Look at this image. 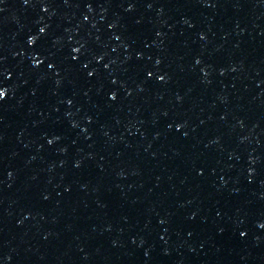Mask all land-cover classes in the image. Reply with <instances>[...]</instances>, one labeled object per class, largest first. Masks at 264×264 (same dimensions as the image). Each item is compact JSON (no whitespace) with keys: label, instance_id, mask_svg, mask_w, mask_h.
I'll use <instances>...</instances> for the list:
<instances>
[{"label":"water","instance_id":"95a60500","mask_svg":"<svg viewBox=\"0 0 264 264\" xmlns=\"http://www.w3.org/2000/svg\"><path fill=\"white\" fill-rule=\"evenodd\" d=\"M0 94V264H264V0H0Z\"/></svg>","mask_w":264,"mask_h":264},{"label":"clouds","instance_id":"9594fccd","mask_svg":"<svg viewBox=\"0 0 264 264\" xmlns=\"http://www.w3.org/2000/svg\"><path fill=\"white\" fill-rule=\"evenodd\" d=\"M0 97H3V95H2V96H0Z\"/></svg>","mask_w":264,"mask_h":264},{"label":"snow or ice","instance_id":"6c2138e0","mask_svg":"<svg viewBox=\"0 0 264 264\" xmlns=\"http://www.w3.org/2000/svg\"><path fill=\"white\" fill-rule=\"evenodd\" d=\"M0 95H2V94H0Z\"/></svg>","mask_w":264,"mask_h":264}]
</instances>
